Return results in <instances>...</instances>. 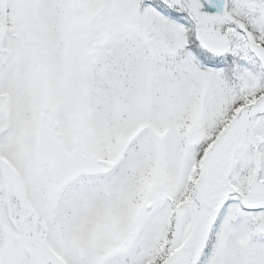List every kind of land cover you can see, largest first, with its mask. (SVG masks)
<instances>
[{"label":"snow or ice","instance_id":"snow-or-ice-1","mask_svg":"<svg viewBox=\"0 0 264 264\" xmlns=\"http://www.w3.org/2000/svg\"><path fill=\"white\" fill-rule=\"evenodd\" d=\"M0 264H264V0H0Z\"/></svg>","mask_w":264,"mask_h":264}]
</instances>
